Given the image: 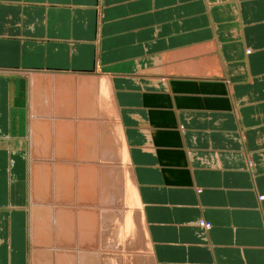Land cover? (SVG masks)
Masks as SVG:
<instances>
[{
    "label": "crops",
    "instance_id": "0c3cea01",
    "mask_svg": "<svg viewBox=\"0 0 264 264\" xmlns=\"http://www.w3.org/2000/svg\"><path fill=\"white\" fill-rule=\"evenodd\" d=\"M38 72L109 81L155 264H264V0H0V264Z\"/></svg>",
    "mask_w": 264,
    "mask_h": 264
},
{
    "label": "bare ground",
    "instance_id": "6f19581e",
    "mask_svg": "<svg viewBox=\"0 0 264 264\" xmlns=\"http://www.w3.org/2000/svg\"><path fill=\"white\" fill-rule=\"evenodd\" d=\"M32 82L34 86L41 84V87L45 88L46 86L58 85L63 95V101L67 103L65 106H56L59 114L61 113L62 115L60 114V118L51 116L47 118L50 123L49 127L45 128L46 121L44 120V122H41L38 118L40 117V110L43 108L39 107V105L44 102L38 98V95L33 99V109L35 110H33V118L40 123L37 130H32V132L35 133V139L31 158V171L34 172V170L39 168V170L45 172L43 178H45L44 182H46L45 188H47L46 194L48 199L47 202L44 200L43 202H45L44 208L47 210L46 214H49L48 223H50L49 231H47L48 237L45 239L48 244L47 249L49 250H46V252L48 251L50 254L46 256L47 263L95 264L96 262H87L90 260L89 258L91 255L95 259L98 257L94 240L95 234L93 226L95 223L92 225L93 218L96 215L93 217L94 214L91 211V208L93 209L94 207L91 203L95 197L90 189L92 187L89 185V182L94 180L93 175L95 173V166L87 159L89 156L84 152L85 144L82 145L83 143H81V140L83 136L95 139L96 135L93 124L96 125L98 122V126L102 128L103 143H101L102 146L100 147H102L103 154L105 153V149L108 151L111 143H113V145L115 144L113 137L115 133L113 132V135V133L110 132L111 125H114V127L116 125V128L120 130L117 136L120 145L121 143L123 145L124 140L118 116L115 111V102L111 86L106 82L103 85L100 83L96 88L97 82L91 79H85V81L81 80L77 83L74 81L69 82L61 77L55 76L34 77ZM38 92L39 88L36 93ZM49 93H51V91ZM76 93L78 94L76 95L77 97H75ZM101 93L102 97L100 96ZM101 98L105 101V109L109 111V116L105 115L107 114V110L105 114L103 111L99 112L98 110V107L103 105V103L101 104L100 102L101 106H99V101L102 100ZM103 107L104 106L101 108L102 110H104ZM51 115H54L53 111H51ZM84 115H89L91 117H84ZM110 115L114 116V121L113 119L110 120ZM78 117H82L84 120L81 119L82 121H79L77 120ZM94 118L96 122L95 120L94 122L91 120ZM76 124H78V128ZM114 127L112 126V130ZM106 131L107 133H105ZM40 140L43 144H41L39 148V144L41 143ZM37 166L38 168H36ZM128 184L130 185V183ZM42 216H45L43 219H47L46 215L43 214ZM199 226L207 229L204 222L199 224ZM146 238L148 239V236ZM84 259L85 262H81ZM153 262L155 264L154 259ZM44 264H46L45 261Z\"/></svg>",
    "mask_w": 264,
    "mask_h": 264
},
{
    "label": "rangeland",
    "instance_id": "374dc122",
    "mask_svg": "<svg viewBox=\"0 0 264 264\" xmlns=\"http://www.w3.org/2000/svg\"><path fill=\"white\" fill-rule=\"evenodd\" d=\"M38 73L41 74L40 75L41 77L55 76V77H61L62 79H65L69 82L74 81L77 83L78 81L81 80L85 81V79L88 80L91 79L97 82L96 88L98 87V85H100V83L101 85L105 84L106 82L109 83V81L105 77L101 76L98 73H89V74H77V73L59 74V73H45V72H38ZM35 76L36 75H33L32 77ZM30 84L31 85H30V93H29V130L26 138L27 139L26 153H27V162H28L27 163L28 191H29V200L27 206L28 239H29L28 264H44V261L46 264H48L46 260V256L50 254L48 252L49 251L47 249L48 244L45 239H47L48 237L47 231H49L50 223H48L49 214L48 215L46 214L47 210L44 208L45 202H43V200L47 202L48 199L46 194L47 188H45L46 182H44L45 178H43L44 176L43 174L45 172L43 170H39L38 166L36 167L38 169L34 170V172L31 171V158L34 150L33 143L35 139L34 136L35 133L32 132V130L34 129L37 130L38 125L40 123L39 121H35V119L33 118L35 111L33 109L34 106L33 99L36 95H38V98L44 102L43 104L39 103L40 104L39 107H43V108H41L39 113L40 117L38 118L41 120V122L42 121L44 122V120L46 121L45 128H48L50 123L49 119L47 118H50V116L60 118L61 113L59 114V111L56 106L58 105L65 106L67 103L63 101V95L60 92L61 90L59 89L58 85L46 86V88L41 87V84L34 86L32 80H30ZM38 88H39V92L36 93ZM50 91L51 93H49ZM76 95L78 94L76 93L75 97H77ZM100 96L102 97V93L100 94ZM103 101L104 99L99 101V106H101L100 102L101 104L103 103L102 106H104L103 107L104 110L101 109L102 106L98 107V110L99 112L103 111V113L105 114V111L107 109H105L106 104H104L105 101L104 102ZM51 111H53L54 115H51ZM106 112L107 114L105 115L109 116L110 114L108 113L109 111L107 110ZM84 117H91V116L84 115ZM113 117H114L113 115H110L111 118L110 120L113 119L114 121ZM81 119L84 120L82 117L77 118V120L79 121H82ZM91 120L93 122L95 120L96 122L95 118ZM88 124L90 125V122ZM112 126L114 127V125H111L110 132L115 133V135L113 133L115 144L113 145V143H111L112 145L110 144V148H108V151L107 149H105L104 154L102 152V147H100L102 146L101 143H103L102 131H101L102 128L98 126V122L96 125L93 124V127L95 128L94 129L95 135L98 137L95 136L94 139L90 137L86 138L85 136H83L81 140V143H83L82 145L85 144L84 152L87 153V155L89 156L87 157V159L90 162H92L93 165L95 166L94 167L95 173L93 175L94 180L89 182V185L90 187H92L90 189L95 197L93 202L91 203L92 206H94L93 209L91 208V211L94 214L93 217L96 215L93 218L92 225H94L95 223V225L93 226L94 234H95L94 240L96 244L95 247L97 249L96 252L98 257H96L97 259H95L91 255V257L89 258L90 260H88L87 262L88 263L96 262L97 264H141L142 262H143L142 264H154L152 259L153 255H151V251H152L151 246L148 242V239L146 238L147 231L145 228V223L141 214V208L137 198L134 179L132 175V168L129 163V157H128L129 153L124 140V134L123 132H121L124 142L123 145L122 143L120 145V141L117 136L120 133V130L116 128V125L112 130ZM76 127L77 128L79 127L78 124H76ZM105 133H107V131ZM41 144H43V142L39 144V148ZM128 183H130V185ZM36 190H38L39 192ZM37 192L40 194V196ZM35 193H37L38 195ZM42 213L46 215L47 217L46 220L43 219L45 218V216H42L43 215ZM197 223L199 225L202 222L200 221ZM46 250L48 251L46 252ZM81 262H85V259Z\"/></svg>",
    "mask_w": 264,
    "mask_h": 264
}]
</instances>
